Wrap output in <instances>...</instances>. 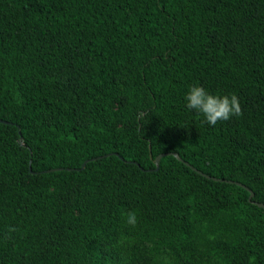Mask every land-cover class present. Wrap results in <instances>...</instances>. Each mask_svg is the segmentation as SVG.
<instances>
[{"label":"trees","instance_id":"16d2710c","mask_svg":"<svg viewBox=\"0 0 264 264\" xmlns=\"http://www.w3.org/2000/svg\"><path fill=\"white\" fill-rule=\"evenodd\" d=\"M255 201L264 0H0V264H264Z\"/></svg>","mask_w":264,"mask_h":264},{"label":"clouds","instance_id":"9594fccd","mask_svg":"<svg viewBox=\"0 0 264 264\" xmlns=\"http://www.w3.org/2000/svg\"><path fill=\"white\" fill-rule=\"evenodd\" d=\"M184 99L186 108L203 115L204 121L211 126H215L219 121H227L232 117L243 115L239 99L235 94L230 96L210 94L203 86L197 84L190 86ZM126 223L132 227L136 226L135 212L126 214Z\"/></svg>","mask_w":264,"mask_h":264},{"label":"water","instance_id":"95a60500","mask_svg":"<svg viewBox=\"0 0 264 264\" xmlns=\"http://www.w3.org/2000/svg\"><path fill=\"white\" fill-rule=\"evenodd\" d=\"M167 154H173L174 156H176L178 159H180V157L178 156V155H176L175 153H161V154H159V155H157L156 157H155V159H154V162H155V164H156V167H155V170H157L158 169V167H159V161H160V158L163 156V155H167ZM219 180H222V179H219ZM225 181H228V182H231V183H236L237 185H239V186H242V187H244L246 190H248L249 191V200L251 201V199H252V197L254 196V193L249 189V188H247L245 185H243V184H241V183H239V182H233V181H229V180H225ZM257 206H259V207H262V208H264V203H260V202H254Z\"/></svg>","mask_w":264,"mask_h":264}]
</instances>
